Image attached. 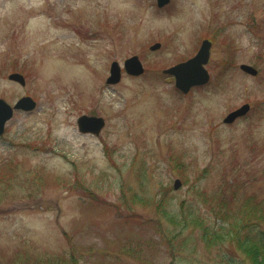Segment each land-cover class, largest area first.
<instances>
[{
	"label": "rangeland",
	"instance_id": "374dc122",
	"mask_svg": "<svg viewBox=\"0 0 264 264\" xmlns=\"http://www.w3.org/2000/svg\"><path fill=\"white\" fill-rule=\"evenodd\" d=\"M203 41L209 80L182 94L162 71ZM25 96L0 135V264H249L202 228L264 199V0H0V98Z\"/></svg>",
	"mask_w": 264,
	"mask_h": 264
},
{
	"label": "water",
	"instance_id": "95a60500",
	"mask_svg": "<svg viewBox=\"0 0 264 264\" xmlns=\"http://www.w3.org/2000/svg\"><path fill=\"white\" fill-rule=\"evenodd\" d=\"M169 0H157L158 7H162L167 4ZM159 44H155L150 47L151 50L157 49ZM210 43L203 41L201 47L199 48L197 54L187 60L184 63L177 64L169 69L164 70V73L174 76L175 86L181 92L187 93L188 90L194 85H202L208 81V74L203 68V64L206 63L209 54ZM124 71L127 74L138 76L143 72L141 63L136 56H133L123 63ZM239 68L249 75H256L257 71L250 65L241 64ZM110 75L106 80L107 84H115L120 80V67L116 62H113L110 66ZM10 80L18 82L24 85V79L20 74L13 73L8 77ZM35 107V102L29 97H23L19 99L16 104L11 107L5 101L0 99V135L3 133L4 125L13 114V110H24L31 111ZM249 110V105L244 104L240 108L229 113L223 120L224 123H231L237 117L244 116ZM78 129L81 132H90L98 135L100 129L102 128L104 122L100 117H91L82 115L77 120ZM181 183L177 179L174 181L173 188L176 190L180 187Z\"/></svg>",
	"mask_w": 264,
	"mask_h": 264
},
{
	"label": "trees",
	"instance_id": "16d2710c",
	"mask_svg": "<svg viewBox=\"0 0 264 264\" xmlns=\"http://www.w3.org/2000/svg\"><path fill=\"white\" fill-rule=\"evenodd\" d=\"M222 205L224 204L218 205L217 213L225 224L217 227L204 226L202 239L214 244L224 238L249 264H264V199L249 196L234 207ZM158 211L166 215L160 208ZM168 218L171 222L174 221L172 214Z\"/></svg>",
	"mask_w": 264,
	"mask_h": 264
}]
</instances>
